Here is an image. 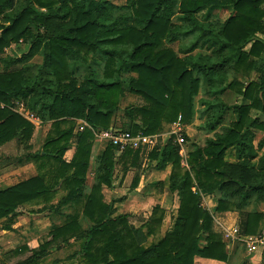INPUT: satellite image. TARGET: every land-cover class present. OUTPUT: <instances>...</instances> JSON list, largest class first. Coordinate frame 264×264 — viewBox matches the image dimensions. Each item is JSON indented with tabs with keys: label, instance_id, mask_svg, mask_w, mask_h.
Segmentation results:
<instances>
[{
	"label": "trees",
	"instance_id": "1",
	"mask_svg": "<svg viewBox=\"0 0 264 264\" xmlns=\"http://www.w3.org/2000/svg\"><path fill=\"white\" fill-rule=\"evenodd\" d=\"M219 9L232 13L221 19L212 13ZM256 33L264 34V0H0V52L12 43L29 42L22 55L0 59V147L15 140L25 151L1 158L0 164L32 162L36 171L0 188V219L6 218L1 228H11L20 207L59 217L43 242L3 252L0 264H43L51 251L73 242L79 245L73 255L80 260L71 264H195L196 257L227 261L226 243L212 230V214L200 206V191L220 192L218 212L247 208L245 234L255 233L264 219L257 208L264 203V153L255 162L257 148L251 141L252 129L264 131V125L249 115L252 108L264 114V43L254 40L243 50ZM182 39L190 43L180 51L169 46ZM37 54L41 62H30ZM89 54L91 63L102 62L101 72L88 63ZM80 63L88 74L78 79L71 66ZM122 71L134 75L119 77ZM231 72L257 77L245 85L229 79ZM125 86L143 102L125 108L122 131L160 134L178 115L188 124L197 112L203 119L198 129L212 133L203 146L192 145L183 164L173 134L148 150L157 169L171 164L168 189L179 199L173 229L161 236L162 207L155 205L147 219L134 225L128 213L113 215L102 193L116 169L126 172L140 164L145 149L126 147L116 155V146L104 141L87 182L94 131L111 126ZM226 89L240 94V102L227 105L221 98ZM16 100L33 117L51 121L40 151H28L34 125L13 109ZM230 110L235 120L225 125ZM79 119L88 127L77 132L75 152L67 161L64 154ZM228 148L234 149L236 164L224 160ZM138 180L133 178L131 188Z\"/></svg>",
	"mask_w": 264,
	"mask_h": 264
},
{
	"label": "crops",
	"instance_id": "2",
	"mask_svg": "<svg viewBox=\"0 0 264 264\" xmlns=\"http://www.w3.org/2000/svg\"><path fill=\"white\" fill-rule=\"evenodd\" d=\"M254 40H260L264 43V34L263 33H256L255 36L251 38V40L243 47L244 51H248L250 49V46ZM261 58H263L262 66L264 68V50L261 54ZM257 73L253 72L249 77L243 76L239 72H231L229 75V79L235 78L240 81H243V83L246 85L247 81L251 78L256 79ZM222 100L227 105L237 104L241 100V95L237 92L226 89L222 95ZM15 111L20 113L23 117L27 118L29 121H31L34 125V129L29 141V144L31 145V148L28 150L30 153H34L36 151H40L41 145L45 139L46 133L50 127L51 121H40L38 118L33 117L29 111L25 108L23 105V102L21 100L15 101V106L13 108ZM250 117L257 119V124H263L264 125V114L261 113L258 109H250L249 112ZM235 120V114L230 110L227 112L225 120L223 124L227 125L231 121ZM203 122V119L199 118V115L197 113L194 114L193 120L188 123L189 125H199ZM188 124H183V132L184 135H186V128ZM83 126V129H79V126ZM86 127H88V124L84 120H76L75 129L73 133V138L69 142V146L67 150L65 151L64 158L68 161L71 159L75 152L76 143H77V132L84 130ZM253 136L251 138L252 144L257 148V157L255 158V162H257L258 158L264 153V144L262 147L259 146V144L262 142L264 143V131L259 128H253L252 129ZM170 134V125H168L165 130L157 134V140L159 141V145H162L166 142L168 135ZM212 133L205 135V137L202 139L201 143H196L199 146H203L206 137H210ZM13 141V140H12ZM15 141V140H14ZM163 142V143H161ZM195 142L192 141L190 145H185L184 150L186 153L192 148V145ZM104 148V141L93 138L92 140V146H91V154L89 157L90 167H89V174L92 175V170L95 166L97 156L101 153L102 149ZM121 151L117 150L116 155H119ZM148 150H142L141 151V162L137 167H131L126 172L115 170L113 174V178L111 180L110 186H102V193L107 192L109 193L110 199L104 201L106 203H112L113 207V215L122 214L125 212H121V208H130L134 204L135 206H142L141 208H146V203L150 206L152 203L155 204L159 202L162 205H159L160 207H165V215L164 219L166 218L172 220V224L170 227H168L171 231L173 229L174 220L177 216V208L179 204L178 195L176 192H172L168 189L169 187V181H168V173L171 168V164H168L163 169H157L155 167V161L147 158ZM145 156V157H144ZM224 160L228 163L236 164L238 162V159L236 158L235 151L233 148H228L224 153ZM146 162L149 164H152L149 169H144L143 167L146 165ZM182 164V159H181ZM13 165V164H10ZM9 165V166H10ZM15 170L11 171V176L15 178L14 181L11 183H0L5 185H0V188H5L11 185H14L18 183L21 180L33 177L36 174L34 165L32 162H25L23 164H16V166H12ZM132 172V176H130V173ZM134 177H138V183L135 188H131V182ZM162 179L164 180V194L161 197V200L155 199V197L152 196L153 193L146 192V188L150 187L155 181V179ZM90 181L91 179L88 178ZM1 180V179H0ZM4 182V180H1ZM149 190V189H147ZM147 193H149L147 195ZM146 195V196H145ZM104 196V195H103ZM114 196L113 198H111ZM201 196V205L203 209L208 210L212 214V230L215 232H218L221 234L222 240L226 243V250L228 252V259L227 261H218L213 260L209 258H201L196 257L195 258V264H261L257 256L248 255L246 253V250L240 251L237 247L238 241L235 240H228L224 236L225 230L230 227H237L240 232H243V225L246 221V211L247 208L244 211H222L218 212L215 210V207L217 205V200L220 196L219 191H215L213 193H205L204 191H200ZM105 198V197H104ZM147 199V200H146ZM158 205V204H155ZM154 205V206H155ZM171 211V214L168 211V208ZM259 209V208H258ZM133 210V209H132ZM131 210V211H132ZM152 207H150V210H148V214H151ZM259 210H264V204L261 203V208ZM129 212L130 209L128 210ZM168 214V217L166 215ZM13 223L10 225V229H2L0 227V245L2 246L5 244V242H8V246L12 249L15 248L22 243L26 242L29 244L31 241H34L37 239L38 236H40L41 231L39 227L36 225L41 224V222L45 221V227H48L51 225V222H49V217L51 218V213L49 211H44L40 214H34L32 217L33 220V226L28 228L27 230L22 231L21 233H17V228L22 226L24 222H27L29 220V217L31 216L29 212H25V209L23 207L18 208L13 213ZM148 215V216H149ZM173 218H172V216ZM145 216V215H144ZM6 218L0 219V222H4ZM55 222H59V217L56 216L54 219H52ZM44 229V228H43ZM34 235V236H33ZM201 244L204 243V236L200 237ZM9 250V249H8ZM7 251V250H5ZM4 251V252H5Z\"/></svg>",
	"mask_w": 264,
	"mask_h": 264
},
{
	"label": "rangeland",
	"instance_id": "3",
	"mask_svg": "<svg viewBox=\"0 0 264 264\" xmlns=\"http://www.w3.org/2000/svg\"><path fill=\"white\" fill-rule=\"evenodd\" d=\"M110 1H112V2H114L116 4H124V2H125V0H110ZM212 13L218 14L221 19H226L232 13V11L230 9H226V10L219 9V10H212ZM172 21L175 22V23L177 22L176 16L172 18ZM189 41H190V39H182V40H178L176 42H173V43L169 44V46L171 48H173L174 51L177 52V51H180V49L182 47L187 46L190 43ZM28 46H29V42H27V43L26 42H23V43L19 42L18 44L12 43L9 47H6L3 52H0V59H1V57H5V56H15V55L16 56H20L23 53L27 52ZM88 57H89L88 58V63H89L90 59H92L93 56H92V54H89ZM41 59H42L41 55L37 54V55L33 56L30 59V62H41ZM70 62L73 63V61H71V60H70ZM91 64H92V67H94L99 72H101V70L103 69L102 62H100V65H96L94 62L91 63ZM19 66H20V64L17 67H19ZM71 67L74 69V74L73 75L76 76L78 79H81L84 75L88 74L87 70L85 69L86 64H81V63L79 65L73 64ZM12 68H14V67H12ZM0 70H2V62H1V60H0ZM129 75H134V74L130 73V72L122 71L120 73L119 77H122V78L126 79V78L129 77ZM127 90H128V88H127V86H125L124 94L120 98L117 110L114 112V115H113V118H112V123L110 124L111 126L109 128H113V129H117V130H119V129L120 130H123V129L125 130L126 127L122 126L127 121V118H126L125 113H124L125 108L127 106L139 105V104H141L143 102V99L140 96L132 94V93L128 92ZM199 108H200V106L197 103L196 104V109H199ZM171 126H172V124L170 125V130H171ZM183 135H184V132H183ZM205 135H207V134L205 132L201 131L200 129H198L197 125H191V124L189 125L188 124L187 128H186V136H187L188 139L187 140L185 139L184 146L185 145H190V143L192 141H194L195 143H201V141L205 137ZM157 143H159L158 140H157ZM161 143H163V142H161ZM24 152L25 151L23 150V148H21L16 143V141L13 140V141L8 142L5 145L0 147V159L3 158V157L6 158V157H13V156H22ZM13 159H12V162H13ZM11 164H13V165L9 166V165H1L0 164V179L4 180V182H2L0 180V183H7V182L11 183L12 181L15 180V178H13L11 176V171L13 172L15 170L14 168H12V166H16V164H14V163H11ZM152 165H153V163L149 164L148 162H146V165L143 167V170L144 169H149L150 166H152ZM131 176H132V172L130 173L129 177H131ZM89 178L91 179V175L90 174H89ZM164 180H165V178L155 179V181H153L152 185L150 187L146 188V192L153 193L152 196L155 197V199H157V201L161 200V197L164 194V190H165ZM159 181L161 182V184H159ZM87 182H88V184L91 183V181L89 179H87ZM0 185H5V184H0ZM130 189H131V186H130ZM147 189H149V190H147ZM149 193H147V195ZM103 195H104V197H105L104 199H106V201H108L110 199L109 193H107L106 191L103 192ZM113 197L114 196H112L111 198H113ZM155 204L162 205L159 202H157ZM155 204L152 203L149 206L146 203V205H145L146 208H141L142 206H135V208H134V205H135L134 204L130 208H127L126 206H124L125 208L123 209V208L120 207V209H121L120 211L128 213L130 222L133 223L134 225H139V224H141L142 221H144L145 219H147L149 217L148 216L149 215L148 214V210H150V207L153 208ZM263 204L264 203H262V205ZM200 206L202 207L201 204H200ZM169 208H171V207H169ZM169 208H168V211L171 214V211L169 210ZM257 208L260 209L261 208V204L258 205ZM129 209H130V211L132 209L133 210L131 212H129L128 211ZM163 210H164V215H165V207L163 208ZM25 212H26V209H25ZM30 215L31 216L29 217V220L27 222H24V224H22V226L17 228V233L18 232L21 233L22 231L27 230L28 228L33 226L32 217H33L34 214H30ZM166 217H168V214L166 215ZM172 218H173V216H172ZM49 219H50L49 222L52 223V219L50 217H49ZM5 223H6V221L0 222V227L4 226ZM171 224H172L171 217H170V219L166 218V220H162V223L160 225L159 231L157 232V236H161L164 232L171 231V229L168 230L169 229L168 227H170ZM36 226L39 227L40 230H42V231H41L40 236H38L36 240L31 241L29 243V245L31 247L37 246L38 243L43 242V240L46 239V237H47V230L48 229H47V227H45V221L43 220L41 222V224H38ZM200 241H199V243L201 244ZM24 243H26V242H24ZM24 243H22V244H24ZM8 245H9L8 242H5V244H3L2 246L0 245V259H1L2 253L5 250L11 249ZM236 245H237V247L239 248L240 251H244L245 250V248H244V246H243V244L241 242H238ZM78 250H79L78 243L73 242V243L68 244V245H66V246H64V247H62V248H60L58 250L51 251L48 254V256L45 257V259L42 261V263L43 264H71V263H79V260H80L79 257L78 256L74 257V255H73V254L76 255ZM27 254L28 253H26L25 255H27ZM13 262H15V259H12L10 261V263H13Z\"/></svg>",
	"mask_w": 264,
	"mask_h": 264
},
{
	"label": "built area",
	"instance_id": "4",
	"mask_svg": "<svg viewBox=\"0 0 264 264\" xmlns=\"http://www.w3.org/2000/svg\"><path fill=\"white\" fill-rule=\"evenodd\" d=\"M83 129V126H79ZM183 123L181 116L172 123L170 134L176 138V143L179 146L178 154L182 159V164L186 158L184 150L185 136L183 135ZM96 139L111 143L116 146L117 150L122 151L126 147L132 149H151L157 145V135H143L140 133L131 134L128 131L117 130L113 128L94 131ZM224 236L228 240L241 242L248 255L257 256L260 263L264 264V219L260 221L258 229L255 233L245 234L240 232L237 227H230L225 230Z\"/></svg>",
	"mask_w": 264,
	"mask_h": 264
}]
</instances>
